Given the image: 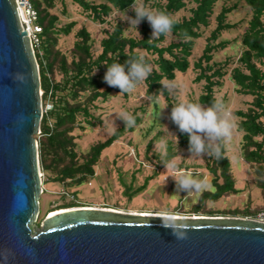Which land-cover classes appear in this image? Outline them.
<instances>
[{
    "label": "trees",
    "instance_id": "16d2710c",
    "mask_svg": "<svg viewBox=\"0 0 264 264\" xmlns=\"http://www.w3.org/2000/svg\"><path fill=\"white\" fill-rule=\"evenodd\" d=\"M219 1L145 0L144 4L147 7L155 11H165L175 18L189 3L192 6L188 9L189 15L176 18L179 22L171 31L158 38H149L152 29L146 19L139 23L138 37L126 35L125 24L118 21L101 40V51L97 55L92 52L91 33L83 26L77 32L72 59L68 60L54 49L57 41L53 37L62 33L70 34L76 22L59 29L56 26L59 17L51 12L58 3L67 5V0H33L39 11V22L42 26L39 36L40 50H43V54L40 56L39 52H36V56L40 67L41 89L44 91L43 101L45 98L48 99V93L51 92L53 103L52 109L44 114L41 123L43 138L40 140L39 148L43 168L54 172L55 178L64 184L67 182L72 186L80 185L97 175L95 167L102 152L122 138L127 130H133V126L127 127L122 122L107 139L93 145L88 153L80 156L76 151L75 131L85 130V126L96 127L100 124L101 117L95 116L100 103L108 102L110 95L122 93L119 88L111 87L103 80L107 65L114 61L123 63L131 56L142 53L152 67V72L143 81L146 86L145 94L153 98H159L163 94L169 116L170 108L178 102L161 87V84L175 80L178 72L188 71L191 67L190 57L195 41L202 38V28L211 26L215 20V26L205 39L201 55L193 63V68L198 72L195 81H204L203 92L198 100L191 98L190 101L210 105L213 99L217 98V90L223 86L228 75L234 81L239 94L251 96L248 108L237 110L234 114L239 118L237 130L244 132L242 138L244 158L246 161L258 163L256 171L259 176H264V0H237L229 6L224 4L220 12L214 16ZM241 1H244L251 10V18L241 36V55L237 65L232 67V60L216 62L214 57L217 52L230 45L228 40H221V36L239 25L229 22L228 18L239 8ZM71 2L81 7L91 22L103 24L115 11H130L132 15L131 8L135 0H71ZM56 66L62 75L59 81L51 76L54 75ZM122 95L128 97V93ZM139 109L145 110L143 107ZM137 112L138 109H135L131 113L136 124L140 120ZM169 125L175 131L179 144L188 150L187 136L181 134L170 119ZM225 154L226 147L223 141L221 157L218 159L213 157L208 167L216 174L213 183L217 191L206 192L203 194L204 197L206 195L216 200L226 192L237 190L230 161ZM221 178L223 182H220ZM76 204L74 202L66 207Z\"/></svg>",
    "mask_w": 264,
    "mask_h": 264
},
{
    "label": "water",
    "instance_id": "95a60500",
    "mask_svg": "<svg viewBox=\"0 0 264 264\" xmlns=\"http://www.w3.org/2000/svg\"><path fill=\"white\" fill-rule=\"evenodd\" d=\"M16 6L0 0V264H264V223L248 218H188L177 240L160 215L70 208L37 229L41 77Z\"/></svg>",
    "mask_w": 264,
    "mask_h": 264
},
{
    "label": "rangeland",
    "instance_id": "374dc122",
    "mask_svg": "<svg viewBox=\"0 0 264 264\" xmlns=\"http://www.w3.org/2000/svg\"><path fill=\"white\" fill-rule=\"evenodd\" d=\"M237 0L217 3L216 16L221 7L231 5ZM68 4L58 3L51 11L59 17L57 28L61 29L71 22H76L70 34L54 36L57 44L54 49L59 51L68 60L72 59L74 45L77 40V32L83 27L91 33L92 52L97 55L101 51V40L107 36L115 23L123 22L126 26L125 34L139 36L134 25L127 24L126 17L131 16L130 11L113 12L107 22L101 24L91 22L81 7L71 0ZM145 3V0H143ZM150 4V2H149ZM148 5V4H147ZM146 6V5H145ZM180 11L176 18H182L190 14L188 9ZM155 11V10H154ZM251 18V10L241 1L235 12L231 13L228 21L239 24L237 28L224 32L221 40H228L230 45L215 54L214 61L224 62L232 60V67L237 65V60L242 52L241 36ZM213 24L206 29L203 27V36L195 41L191 60V67L187 72H178L173 81L178 85L171 96L177 101L191 98L198 100L203 92L204 81L196 82L197 71L193 68L194 61L201 55L205 46V39L215 26ZM139 26V24H138ZM137 26V27H138ZM174 37H171L173 39ZM43 54V50L41 51ZM42 54L40 56H42ZM54 80L61 79L58 66L54 69ZM224 84L217 90V98L224 99L229 118L234 127L231 137L224 141L226 156L230 161L231 173L235 180L236 191L226 192L220 198L213 200L204 193H215L214 172L209 170L213 157L207 154L196 155L190 153L179 144V139L169 125L167 102L163 94L159 96V104L149 99L145 94L146 86L140 82L136 88L128 93V97L118 93L110 95L108 102L100 103L95 111L96 117H101V123L96 127L85 126V130H76V151L80 156L88 153L91 147L107 139L113 131L120 127L122 120L118 118L121 110L132 113L138 109L139 123L133 126V130L126 131L124 136L106 148L95 167V176L80 185L72 186L71 183H62L55 178V173L43 168L42 157L39 148V157L42 171L43 192L40 195V214L35 224L37 229L43 228V220L51 211L66 207L76 202L80 205H93L96 207H111L118 211L132 213H149L161 215L167 212L170 215L248 218L264 207V176H259L258 163L246 161L242 150L243 131L237 130L239 118L234 114L237 110H245L251 101V96H244L236 91L234 81L228 76ZM165 82V83H166ZM49 97V96H48ZM43 98V96H42ZM43 101V99H42ZM45 105L50 108L52 99H44ZM51 103V104H50ZM44 105V106H45ZM205 106V105H204ZM145 108L144 111L139 109ZM52 109V108H51ZM38 142L43 138L42 134L36 136ZM151 144V145H150ZM169 150L171 156H169ZM174 160L175 169L167 168L163 161ZM191 173L198 177H207L208 183L200 192H183L176 189L174 176L177 173ZM223 182V179H220ZM65 190L71 195L75 194V200L70 196L61 195ZM209 195V194H207ZM199 209L195 212V209ZM58 211V210H56ZM51 212V213H50Z\"/></svg>",
    "mask_w": 264,
    "mask_h": 264
},
{
    "label": "clouds",
    "instance_id": "9594fccd",
    "mask_svg": "<svg viewBox=\"0 0 264 264\" xmlns=\"http://www.w3.org/2000/svg\"><path fill=\"white\" fill-rule=\"evenodd\" d=\"M131 11L132 15L125 18L127 24L134 25L138 30V24L146 19L152 29L149 38H158L169 33L172 27L179 22L165 11H154L145 6L143 0H135ZM151 72V65L146 62L145 56L141 53L131 56L123 63L114 61L107 65L103 80L109 86L119 88L122 93H130ZM161 87L169 94H174L178 85L175 82H166L162 83ZM149 99H154V102L159 104L158 97H149ZM118 118L127 127H132L136 123L135 117L126 110H121ZM169 119L181 134L187 136L190 153L207 154L217 159L221 157L222 142L231 137L234 127L221 98H214L208 106L195 101L181 100L170 108ZM164 166L175 169L177 164L174 160H166ZM173 178L176 189L183 192H200L206 188L208 183L207 177L201 178L185 172L177 173ZM159 218L160 226L170 229L175 239L183 240L187 237L190 228L188 217L172 216L167 212H162Z\"/></svg>",
    "mask_w": 264,
    "mask_h": 264
},
{
    "label": "built area",
    "instance_id": "2783aa9c",
    "mask_svg": "<svg viewBox=\"0 0 264 264\" xmlns=\"http://www.w3.org/2000/svg\"><path fill=\"white\" fill-rule=\"evenodd\" d=\"M15 2L17 4L16 11H17L20 24L22 28L25 31H27V34L30 38L35 55H36V52H39V55H41L42 54L40 50L41 40H40L39 34L42 31V26L39 22V11L34 6L33 0H15ZM43 95H44V91L41 89V96ZM48 96H49L48 99L52 98L51 92L48 93ZM52 105L53 103L50 105V108H48L46 105L44 106V103H43V116L44 114L48 113L49 110H51ZM38 134H41V129L39 130ZM42 187H43V184H42ZM61 195L70 196V198L72 199L75 198L74 194L71 195L69 192L65 190L61 192ZM248 219H252V220L264 223V207L261 208L253 216L248 217Z\"/></svg>",
    "mask_w": 264,
    "mask_h": 264
},
{
    "label": "flooded vegetation",
    "instance_id": "af4514ba",
    "mask_svg": "<svg viewBox=\"0 0 264 264\" xmlns=\"http://www.w3.org/2000/svg\"><path fill=\"white\" fill-rule=\"evenodd\" d=\"M70 208H110V209H113V208H111V207H96V206H93V205H80V204H76V205H74V206H70V207H65V208H60V209H70ZM57 210V209H56ZM114 210H116V209H114ZM199 211V209H195V212H198ZM158 214V213H157ZM189 218H191V216H188ZM196 217V216H195Z\"/></svg>",
    "mask_w": 264,
    "mask_h": 264
},
{
    "label": "bare ground",
    "instance_id": "6f19581e",
    "mask_svg": "<svg viewBox=\"0 0 264 264\" xmlns=\"http://www.w3.org/2000/svg\"><path fill=\"white\" fill-rule=\"evenodd\" d=\"M41 173V176H42V171L40 172ZM64 209H59L58 211H53V213H51V215L52 214H55L56 212H59V211H63ZM139 214V213H138ZM140 214H144V215H152V214H149V213H140ZM153 215H157V214H153ZM172 216H180V215H172ZM201 217H203V216H196V217H191V218H201ZM189 218V217H188Z\"/></svg>",
    "mask_w": 264,
    "mask_h": 264
}]
</instances>
